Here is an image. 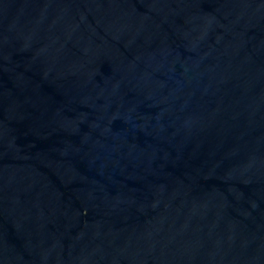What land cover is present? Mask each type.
<instances>
[{"label":"water","instance_id":"obj_1","mask_svg":"<svg viewBox=\"0 0 264 264\" xmlns=\"http://www.w3.org/2000/svg\"><path fill=\"white\" fill-rule=\"evenodd\" d=\"M0 264H264V0H0Z\"/></svg>","mask_w":264,"mask_h":264}]
</instances>
